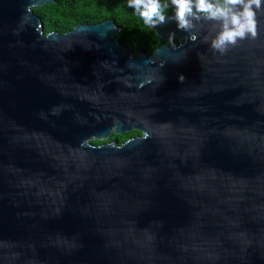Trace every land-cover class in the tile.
I'll use <instances>...</instances> for the list:
<instances>
[{
    "label": "water",
    "instance_id": "water-1",
    "mask_svg": "<svg viewBox=\"0 0 264 264\" xmlns=\"http://www.w3.org/2000/svg\"><path fill=\"white\" fill-rule=\"evenodd\" d=\"M57 3L0 0V264H264V14L136 57L114 19L46 35Z\"/></svg>",
    "mask_w": 264,
    "mask_h": 264
},
{
    "label": "clouds",
    "instance_id": "clouds-1",
    "mask_svg": "<svg viewBox=\"0 0 264 264\" xmlns=\"http://www.w3.org/2000/svg\"><path fill=\"white\" fill-rule=\"evenodd\" d=\"M127 7L153 28L174 21L178 30L193 33L197 22H210L214 28L218 27L210 46L221 54L245 39H255L258 14H264V0H168L163 5L161 0H128ZM169 7L175 11L166 16ZM190 38L195 40L197 36L192 34ZM208 41L209 37L205 36V42Z\"/></svg>",
    "mask_w": 264,
    "mask_h": 264
},
{
    "label": "trees",
    "instance_id": "trees-1",
    "mask_svg": "<svg viewBox=\"0 0 264 264\" xmlns=\"http://www.w3.org/2000/svg\"><path fill=\"white\" fill-rule=\"evenodd\" d=\"M57 1L58 3L56 5H47L43 8L35 9V13L44 20V23L45 21L63 18L72 14L89 17L90 23L88 24H95L114 19L122 28V31L118 34V39L121 44L126 46L136 57L141 53L152 55L157 48L164 44V42L156 36L155 32L151 29V26L145 24L138 13L127 7L128 0ZM167 2L168 0H161L162 5ZM174 11V8L169 7L165 10V15L168 16ZM79 24L81 23L79 22ZM74 27H70L67 30L64 29L59 33H65ZM49 33L51 32L45 31L46 35ZM168 44L177 45L178 42L170 41ZM139 135L140 132L137 131L119 136L115 135L112 137L111 141L116 140L119 144H123L128 139ZM93 143L96 145L101 144V142L98 141H94Z\"/></svg>",
    "mask_w": 264,
    "mask_h": 264
},
{
    "label": "rangeland",
    "instance_id": "rangeland-1",
    "mask_svg": "<svg viewBox=\"0 0 264 264\" xmlns=\"http://www.w3.org/2000/svg\"><path fill=\"white\" fill-rule=\"evenodd\" d=\"M61 1V0H59ZM67 1V0H62ZM39 9V8H36ZM80 23H90L89 17L87 16H77V15H67L63 18H58L50 21H45V31L46 32H53L58 31L62 32L64 29H69L70 27H74ZM99 142V141H98ZM109 141H105L107 143Z\"/></svg>",
    "mask_w": 264,
    "mask_h": 264
},
{
    "label": "flooded vegetation",
    "instance_id": "flooded-vegetation-1",
    "mask_svg": "<svg viewBox=\"0 0 264 264\" xmlns=\"http://www.w3.org/2000/svg\"><path fill=\"white\" fill-rule=\"evenodd\" d=\"M170 46H173V47H177L178 45H179V43L177 44V45H172V44H169ZM140 135H141V133H140ZM139 135V136H140ZM115 136V135H114ZM136 137V136H135ZM134 138V137H133Z\"/></svg>",
    "mask_w": 264,
    "mask_h": 264
}]
</instances>
